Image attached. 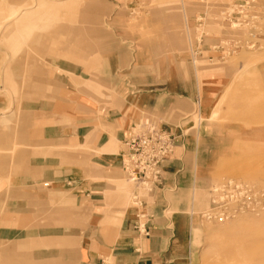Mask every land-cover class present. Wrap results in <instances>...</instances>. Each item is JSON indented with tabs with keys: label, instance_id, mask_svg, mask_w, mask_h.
<instances>
[{
	"label": "rangeland",
	"instance_id": "obj_1",
	"mask_svg": "<svg viewBox=\"0 0 264 264\" xmlns=\"http://www.w3.org/2000/svg\"><path fill=\"white\" fill-rule=\"evenodd\" d=\"M171 69L192 73L191 97L143 110L135 88ZM109 109L132 115L130 134L147 117L198 137L187 264H264V0H0V227L14 228L0 264H65L62 252L75 251L66 236L88 223L90 203L61 207L56 190L72 186L44 182L36 166L89 171L91 142L45 139L44 126ZM121 167L108 171L109 207L150 185Z\"/></svg>",
	"mask_w": 264,
	"mask_h": 264
},
{
	"label": "crops",
	"instance_id": "obj_2",
	"mask_svg": "<svg viewBox=\"0 0 264 264\" xmlns=\"http://www.w3.org/2000/svg\"><path fill=\"white\" fill-rule=\"evenodd\" d=\"M63 71L76 76L73 70L63 68ZM187 74L181 78L171 69L164 81L155 82V88L145 90L138 85L133 92L137 104L143 105L141 108L145 111H158L157 107L163 110L180 98L188 100L194 92V78L190 71ZM131 116L109 109L103 120L85 117L76 119L70 128L44 126L45 139L72 137L83 143L89 139L93 152L90 170H75L77 174L73 177L70 172L62 173L64 170L59 163L43 160L38 166L33 165L42 170L40 178L44 182L72 186L71 190L65 187L56 190L54 198L61 202V207H74L81 199L90 203L88 223L83 229L74 226L77 231L66 236L75 238L77 246L73 252H62L61 259L65 264H187L191 255L193 223V216L188 212L191 199L188 191L195 181L191 164L192 159L193 162L202 161L199 154L204 149L199 148L197 136L185 135L178 128L173 130L172 125L158 127L173 139L172 150L160 166L158 180L150 182L142 193L136 189L134 203L125 207H117L114 203L109 207V199L105 196L111 190L108 171L122 166L120 151L130 135ZM142 119H139L140 123ZM145 119L148 118L143 121ZM204 131L201 128V139L205 138ZM8 229L14 228L0 227V238ZM54 249L41 247L36 251L43 257H50Z\"/></svg>",
	"mask_w": 264,
	"mask_h": 264
},
{
	"label": "built area",
	"instance_id": "obj_3",
	"mask_svg": "<svg viewBox=\"0 0 264 264\" xmlns=\"http://www.w3.org/2000/svg\"><path fill=\"white\" fill-rule=\"evenodd\" d=\"M127 153L122 159L124 170L138 182H155L160 166L171 152V135L153 124L144 122L135 127L124 141Z\"/></svg>",
	"mask_w": 264,
	"mask_h": 264
},
{
	"label": "bare ground",
	"instance_id": "obj_4",
	"mask_svg": "<svg viewBox=\"0 0 264 264\" xmlns=\"http://www.w3.org/2000/svg\"><path fill=\"white\" fill-rule=\"evenodd\" d=\"M34 3H35V2H34ZM141 124H143V123H141ZM126 153H127V149L125 150V152H124V154H123V159L125 158ZM121 165H122V161H121ZM122 167H123V165H122ZM131 177H132V176H131ZM145 183H147V182H145Z\"/></svg>",
	"mask_w": 264,
	"mask_h": 264
}]
</instances>
